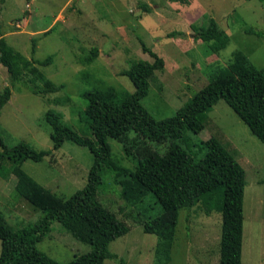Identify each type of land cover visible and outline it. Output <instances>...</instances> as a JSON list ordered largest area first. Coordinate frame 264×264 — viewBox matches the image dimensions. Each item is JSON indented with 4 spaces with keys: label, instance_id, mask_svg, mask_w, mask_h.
Returning a JSON list of instances; mask_svg holds the SVG:
<instances>
[{
    "label": "rangeland",
    "instance_id": "obj_1",
    "mask_svg": "<svg viewBox=\"0 0 264 264\" xmlns=\"http://www.w3.org/2000/svg\"><path fill=\"white\" fill-rule=\"evenodd\" d=\"M0 0V38L28 59L53 61L38 66L45 76L64 89L46 96L34 95L22 83L12 89V97L3 108L0 133L9 146L19 141L38 151H50L42 162L9 155L22 169L59 197L68 199L87 182L94 156L74 143L66 142L53 150L52 128L46 113L55 110L62 121L78 133L84 132L79 115L87 107L83 95L91 90L114 87L120 93H133L135 87L123 75L131 63L153 62L143 43L165 61L157 72L143 106L157 119L176 115L210 81L232 62L236 52L243 53L250 65L264 68V37L246 32L264 30V1L259 0ZM142 5L151 10L146 13ZM214 22L229 38L223 49H215V40L203 41L198 33ZM183 34V36L179 35ZM36 53H32L33 44ZM93 48L98 57L91 65L81 62ZM10 86L6 69L0 64V90ZM69 98L57 105L58 99ZM210 123L198 135L193 132V154L201 159L205 143L218 137L234 154L246 172L244 198L243 264H264V144L223 101L207 113ZM81 131V132H80ZM91 137V136H90ZM131 139L136 138L131 135ZM112 160L125 171L135 163L122 143L109 140ZM150 151L164 155L167 144L147 141ZM129 175H109L99 190L104 207L125 222L130 231L110 245L119 260L104 264H220L222 215H207L202 203L192 210L182 209L177 225L167 226L160 236L146 234L143 224L162 213L151 196L138 203L122 196L121 181ZM15 176H0V216L15 229L35 224L42 213L16 192ZM52 259L66 264L91 248L77 241L59 223L38 244ZM2 244L0 241V254Z\"/></svg>",
    "mask_w": 264,
    "mask_h": 264
},
{
    "label": "trees",
    "instance_id": "obj_2",
    "mask_svg": "<svg viewBox=\"0 0 264 264\" xmlns=\"http://www.w3.org/2000/svg\"><path fill=\"white\" fill-rule=\"evenodd\" d=\"M170 1L189 4L187 0ZM142 8L146 13L151 10L148 5ZM246 32L264 37V30L247 29ZM198 36L203 41L215 40L217 50L229 43L228 36L214 22ZM142 45L154 60L133 62L123 72L135 87L133 93H120L110 87L83 95L87 107L80 113L79 123L84 126V132L78 133L65 125L61 114L55 110L46 113V122L52 128L54 151L71 142L88 149L94 156L86 186L72 197H59L22 169L23 161L42 162L50 151H38L24 141L9 146L0 133V176L4 179L15 176L18 195L42 213L35 224L20 229L0 216V264H62L38 248L52 233L54 223H59L74 239L91 248L90 252L66 264H104L108 259L119 260L110 251V245L127 235L130 228L99 199L105 179L113 174L129 175L121 181L122 196L129 202L138 203L151 196L161 206L162 213L143 224L144 233L160 236L167 226L177 225L182 209L190 211L202 203L207 215L213 211L222 215L220 264H243L246 172L215 136L205 143V156L196 159L194 144L188 135L190 132L200 134L210 123L208 111L223 100L264 144V68L256 69L243 53L236 52L227 68L213 76L175 116L157 120L142 101L148 96L157 72L165 69V61L144 43ZM32 53H36L35 43ZM97 57L98 49L93 48L81 62L91 65ZM52 61V57L44 61L28 59L14 50L3 36L0 38V64L10 79V86L0 90V118L16 84H24L38 96L64 89V85L53 83L38 67L48 66ZM68 101L69 98L56 102L63 105ZM132 134L136 138L131 139ZM109 140L124 145L127 156L135 163L134 170L125 171L116 165ZM147 141L167 144L166 153L161 155L148 150L144 147ZM9 155L23 157L22 162L17 164ZM120 261L125 264L123 259Z\"/></svg>",
    "mask_w": 264,
    "mask_h": 264
}]
</instances>
